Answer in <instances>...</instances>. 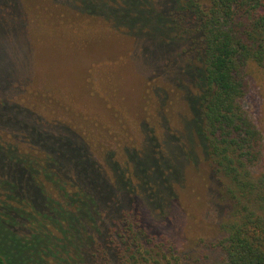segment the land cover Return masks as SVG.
<instances>
[{"label": "trees", "instance_id": "1", "mask_svg": "<svg viewBox=\"0 0 264 264\" xmlns=\"http://www.w3.org/2000/svg\"><path fill=\"white\" fill-rule=\"evenodd\" d=\"M57 1L0 0V33H27L37 8L36 41L68 45L87 91L0 70V264H264V138L243 106L264 70V0ZM108 37L121 50L90 58ZM198 148L223 216L182 252L171 233Z\"/></svg>", "mask_w": 264, "mask_h": 264}, {"label": "rangeland", "instance_id": "2", "mask_svg": "<svg viewBox=\"0 0 264 264\" xmlns=\"http://www.w3.org/2000/svg\"><path fill=\"white\" fill-rule=\"evenodd\" d=\"M57 2L64 4L66 0ZM65 4L67 5V3ZM25 8L28 15L27 21L31 25L29 31L17 38L0 33V39L1 37L4 39L3 42H0V70L8 74L11 70L13 72L15 70L33 72L32 74L39 72L70 92L86 94L83 81L84 68L83 66H76L77 63H81L79 57L69 55L73 51L67 47L68 45L57 49L36 41L37 35L42 34L40 28L45 27L48 21H40L38 15L40 13L37 8L29 5ZM119 44L120 39L118 37H108L101 41L92 42L87 48V52L91 54L90 58L98 57L101 59L104 55L115 50L120 51L121 46L119 47ZM144 64L146 63L143 62ZM143 65L139 58L132 61V71L136 76L132 75V71L129 75L126 74L125 88L122 87V91L130 98L132 104H135L134 102L142 92L141 90L146 88L145 80L148 72ZM126 70L129 71L128 68ZM249 84L248 93L243 99V106L261 130L264 138V70L253 66L250 71ZM176 124L182 127V121ZM197 152L200 157L199 163L187 165L185 168L187 181L181 191L184 205L180 206L178 210V221H180L179 225H182V230L177 231V228L174 227L171 233L174 243L179 246L182 252L195 245L199 239L217 237L219 221L223 216L222 209L211 204V193L208 190L211 172L209 163L203 158L199 148ZM210 254L209 264H216L219 261L218 253L211 251Z\"/></svg>", "mask_w": 264, "mask_h": 264}]
</instances>
